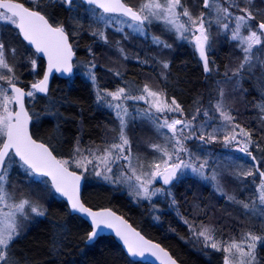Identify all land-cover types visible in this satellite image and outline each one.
<instances>
[{
    "label": "snow or ice",
    "instance_id": "snow-or-ice-1",
    "mask_svg": "<svg viewBox=\"0 0 264 264\" xmlns=\"http://www.w3.org/2000/svg\"><path fill=\"white\" fill-rule=\"evenodd\" d=\"M31 2L34 8L26 7L19 0H0V22L4 26H14L18 34L34 47V54L42 53L47 56V70L43 78L32 83L31 90L25 91L23 87L18 86L19 77L16 76L14 67L9 64L5 43L0 39V264H19L11 253L12 245L21 232L19 218H28L26 207L35 216L45 215V210L28 197L15 201L13 192L9 191V188L14 187L9 180L14 164L23 168L25 175L49 177L51 187L63 197H67L71 210L82 213L90 219L92 231L87 234L86 242H94L104 228L115 229V234L123 240L131 255L143 256L145 251H148L161 258L163 264H177V262L160 245L145 240L139 232L132 229L122 217L111 210L94 212L85 206L80 199V182L83 172L70 170L72 165L85 172L91 165L94 175L103 176V179L112 183H127L135 197L146 200H151L153 196L163 193L171 195L170 190L163 186L153 187L157 180L162 182V185H172L178 179V174L183 175L190 171L200 179L211 182L218 193L226 196L229 201L241 204L243 209H255L257 203L264 208V172L259 171L256 157L250 150L253 145L257 149L260 145L253 139L252 132L235 123V117L231 114L232 109L226 104L222 88L217 89L215 103L212 100L209 101V108H202L200 102L196 101L197 107L191 113V119H188L183 106L175 97L170 98L169 102L165 93L153 91L147 84L136 89L130 87H118L115 91L101 89L97 83L95 73L97 65L93 59L82 62L83 68L88 79L93 83L97 103L114 111L118 120L119 131L115 137L118 142L111 143L102 151L99 148L87 149L89 156L92 157L89 159L88 156L83 155V150L77 141L73 150L74 154L70 159H58L47 144L38 143L33 139L29 131L33 115L25 106V98H35L38 93L47 94L49 77L53 71L72 74L77 65L73 64L76 53L65 26L62 23L50 22L40 10H34L41 6L40 0H31ZM59 2L66 5L70 11L77 8L75 0H59ZM225 2H228V7H225L221 0H203V7L208 9V13L202 11L198 16H193L185 0H142L138 8L130 6L124 0H84L88 6H94L86 10L90 11L98 21H103L105 28L117 16L127 17L131 22L129 27L134 28L135 32L146 35V25L153 21L162 22L178 40L192 44L202 61L204 72L209 75L214 71V68L209 66L208 55L211 49L209 28L213 21L222 32L230 31V38L237 41L238 47L242 50L243 60L236 73L245 69L246 66L255 67L253 61L257 58L254 55V49L264 47V20L253 28L250 21L255 20L256 16L250 7L240 8L236 0H225ZM230 25L234 26L230 27ZM243 29H247V35L243 34ZM118 31L123 32V29ZM71 35L75 36L77 33L72 32ZM92 35L99 37L105 43L109 42L104 30H95ZM150 38L155 45L171 48L170 44L158 36ZM119 44L120 42L116 41L118 53L122 58L127 59V53L119 47ZM8 51L13 57L15 56L14 48ZM88 51L91 53L90 48ZM29 59L34 71L36 60ZM136 59L139 57L137 56ZM141 62L148 63V61ZM159 63L163 69H168V61H159ZM260 66L264 67V60L260 61ZM111 71L117 77L122 75L115 69ZM225 75L227 76V73ZM134 91L139 94H133ZM127 101H144L148 107L133 109L136 113L133 115ZM14 105L15 110H13ZM257 107L261 113H264V104ZM210 112L213 115L210 116ZM170 115L171 119H169ZM201 115L205 117V120L197 123V117ZM177 116L180 118H176ZM137 119L147 120L164 141L163 144L149 145L158 153L159 162L154 160L145 164L132 152V142L125 130L130 122ZM261 119L264 120V115ZM216 120L220 122L218 125L208 122ZM221 139L225 146L235 145L237 151L254 162L260 182L256 186L257 196L250 203L237 201L234 196L227 195L224 191L220 178L227 170L226 167L214 166L218 162L214 161L211 154L201 156L187 146L190 141H197L198 148L203 151L205 145ZM101 166H103V172L96 171ZM113 167L120 170L115 178H113ZM241 167L236 165L237 169ZM232 174L243 178L253 176V171L251 169L237 170ZM171 203L176 204L174 197ZM258 214L264 218V211ZM184 223L198 239L202 238L205 247L225 253L224 264H258L256 248L258 244L264 243V234L257 235L249 231L242 234L240 243H237L235 239L221 242L215 237L214 227L204 224L194 225L186 219Z\"/></svg>",
    "mask_w": 264,
    "mask_h": 264
},
{
    "label": "trees",
    "instance_id": "trees-1",
    "mask_svg": "<svg viewBox=\"0 0 264 264\" xmlns=\"http://www.w3.org/2000/svg\"><path fill=\"white\" fill-rule=\"evenodd\" d=\"M19 1L34 8L31 0ZM125 1L136 7L142 0ZM222 1L225 7L229 6L228 2ZM243 1L246 4L242 3ZM236 2H239L242 7H250V10L253 11L256 16V19L251 21L253 28L261 20H264L263 0H236ZM75 3L78 8L70 11L59 0H40L41 6L36 9L46 14L52 23L66 25L70 35L75 30L77 33L81 31L79 37L71 35L77 52L76 61L86 58L85 48L93 39L90 32L87 31L89 23L85 14L88 13L83 9L94 6H88L81 1H75ZM185 3L194 15L198 14L199 11L206 10L203 7V0H185ZM237 14L240 13L237 12ZM70 22L73 23L71 26ZM211 26L218 25L213 23ZM229 32L220 31L218 37L214 33L211 35L210 44L213 48L209 50L208 55L211 61L209 66L213 67L214 71L210 75L204 72L202 61L193 59V52L189 51V45L179 49L183 45L182 42V44L177 43V49L168 60V74L160 76L157 81L161 91L168 94V97H175L183 106L184 113L190 118L191 113L197 107L195 102L199 101L200 106H202L214 99L219 88L218 81L227 78L225 73L228 66L237 64L239 68L243 60L242 50L238 47V42L230 38L231 33L229 34ZM2 34L5 46H9L8 42L13 38L23 46L21 57L17 62L11 64L14 67H19V69L16 67L19 73H24L19 77V84L29 89L31 79L33 80L34 76L38 78L42 76L45 61L39 58L40 62L36 72L30 69L29 72H24L22 64L25 61L26 49H29L33 54L35 51L22 39L15 27L4 28ZM258 51L261 53L260 60H264V47H260ZM151 55H153L152 52ZM187 55L188 58H185ZM151 62L155 63L152 59ZM259 70L256 68L252 74V72L243 69L241 72H243L244 77L239 78L245 89L246 107L248 109L249 102L253 103L258 110L257 112L260 113L257 114L258 118L261 114L264 115L257 107L264 104V85L256 80V76H260ZM27 105L34 118L32 124L34 137L48 143L60 159H69L70 151L76 140L99 143L104 128L108 126L106 122L109 112L104 111L98 105L94 89L79 73H75L68 79L55 75L49 93L45 96L36 95L31 101L28 98ZM39 113L44 114L41 120H37ZM259 149L262 157H264V151H262L264 150V140ZM259 149L256 154H258ZM70 168L83 172L81 169H76L74 165ZM85 176L83 200L87 205L94 208H113L129 219L135 227L148 237L163 244L183 264H223L225 254L221 251L203 252L194 240L187 238L189 227L183 222L182 217L198 225L203 224L204 216L211 214L213 223L209 225L216 229L215 237H228L230 241L232 239L242 240V233L244 232L251 231L257 235L264 232L263 229L258 230L261 226L260 217H257L258 214L255 210L249 212L250 223L245 226L240 217H232L231 209L233 210V207L227 211V208L219 205H224L222 199L218 200V203L212 202V198L205 194L197 195L194 199H192L193 196L187 195L186 212H183L185 207H181L183 210L181 215L178 212L168 211L166 214L170 217L167 216L166 222L162 225L156 224L149 217L146 206L135 204L125 191L122 192V190L105 183L90 182L88 176ZM257 176L259 177L258 174ZM29 177L30 175H25L23 168L14 164L10 172V179L14 187L10 190L17 189L20 194L23 184ZM40 178L42 181H33L39 187L37 194H43L45 188H49L54 197L46 204L45 215L40 216L25 234L14 241L11 254L14 255L19 264H150L132 260L122 246L109 235H102L94 243L87 244L86 238L91 231V226L81 216L71 213L68 204L55 193L47 177L40 176ZM182 187L183 184L176 186L175 195L178 202H182ZM220 212L224 213L223 217H220ZM256 253L264 263V244L257 247Z\"/></svg>",
    "mask_w": 264,
    "mask_h": 264
},
{
    "label": "rangeland",
    "instance_id": "rangeland-1",
    "mask_svg": "<svg viewBox=\"0 0 264 264\" xmlns=\"http://www.w3.org/2000/svg\"><path fill=\"white\" fill-rule=\"evenodd\" d=\"M221 2L223 1L221 0ZM140 3H138L136 8H138ZM236 3H238L239 5V2H236ZM242 3L246 4L245 1H243ZM239 7L243 8L240 5ZM77 8H78V5H77ZM86 9H83V11H86L88 13V14H85L86 19L88 20V23H89L88 24L89 29H87V31L90 32V35L92 36L93 39L91 43L85 48L84 54L86 58L81 59V60H76L74 65H77L75 66V73H79L81 76H83L86 79L87 83H89L93 89H94L93 83L91 80L88 79L87 75L85 74L82 62H87V61H91L94 59L97 65L95 69L97 83L101 89H108L109 91H115L118 87H126V88L130 87V88L136 89L138 87H142L143 85L147 84L149 88L152 89L153 91L164 93L163 91H161L159 85L157 84L159 77L156 76L157 74H156L155 69L158 67L160 68L162 67L159 61H168L171 58L172 53L175 52V49H177L176 48L177 43L182 44L183 42L182 47H180L179 49L183 47H187V45H189V48H190L189 51L193 52V56H192L193 59H197L201 61L198 53L194 50L192 44L186 41H183V40H178L176 38V35L173 32L168 31L166 26L160 21H153L151 24L146 25V35H142L141 33L135 32L134 28L128 26L129 23L131 22L128 20L127 17L117 16L112 21V23L109 24V26L105 28L103 21H98L95 17L92 16L91 12L87 11ZM97 12L99 13V10H97ZM200 12L202 11H199V13L196 15H194L192 12L191 13L193 14V16H198ZM203 12L207 14L208 9L204 10ZM213 23L216 24L214 21ZM71 24L73 23L70 22V26ZM250 24H251V21H250ZM232 26L234 25H230V27ZM4 28H14V26H4L3 23L0 22V39L2 40H3L2 30ZM217 28L220 30L218 26H215V27L211 26L209 28L210 40H211L212 33H214L216 37H218V35L220 34L221 30L219 31ZM118 29H123V32L118 31ZM95 30H104L105 34L108 37L109 42L105 43L103 40L99 39V37L93 36L92 32ZM74 32L77 33L76 30ZM80 32L77 33L76 35L77 37L80 36L79 35ZM242 32L244 35H247V29H243ZM151 36L160 37L161 39L166 41L168 44H170L171 48H163L161 46L153 44L150 38ZM116 41L120 42L119 47H122L127 53V57H128L127 59L122 58L120 54L118 53ZM8 44L9 46L8 45L5 46L6 57H7L9 64L12 65L11 63L17 62L19 57H21L22 52H23L22 51L23 46L20 43L16 42L14 38L10 40ZM8 47L9 49L14 48L16 50V54L14 57L9 51H7ZM89 48L91 49V53L88 51ZM211 48H213L212 45H211ZM259 49L260 47L257 49H254V55L257 59H255L253 63L256 66L251 67V68L246 66L244 70H247L248 72H252L253 74L254 70L256 68H259L260 76H256V80H259V82H262L261 84L264 85V67L260 66L261 53L258 51ZM151 52L153 55H155L153 58H152L153 55H151ZM137 56L139 57V59H136ZM131 57H135V58H131ZM29 58L36 60V67L34 70V72H36L39 62H40L39 60L40 57L38 55L33 54L31 51H29V49H26L25 61L22 64L24 66L23 70H25L24 72L26 71L29 72V69L33 71ZM131 59H133L136 63L138 62L137 63L138 64L137 74L135 76V79H130V78L125 77L126 71L131 70V72H134L135 65L133 63V60ZM151 59L155 62L154 64L153 62H151ZM141 61H148V63H142ZM16 67L19 69L18 66ZM16 67H14L15 74L16 76L21 77L24 73L23 74L19 73ZM151 68H153V71H151ZM112 69L120 71L122 75L119 77L115 76L113 71H111ZM237 69H238L237 64L229 65L228 69H226L227 78L219 80L217 84L219 88H222L224 90V99L226 101V104L232 109L231 114L235 117V123H238L241 127L252 132L253 139L256 140L261 147L262 141L264 140V120L261 119L262 114L258 118L257 114L259 112H257L258 110L253 103H251L252 104L250 106L251 111H250V114H248L249 109H247L246 107L245 89L239 81V78L244 77V74L243 72H241L242 70L236 73ZM233 73H236V74L233 75ZM34 78L33 80L31 79L29 83V87L31 83L36 82L40 77L38 78L37 76H34ZM29 90H31V88H29ZM94 92H95V89H94ZM133 94H139V93L134 91ZM9 95H11V93H9ZM166 97L169 99V102H170V98L172 97H168V94H166ZM95 98H96V93H95ZM29 99L30 101L34 100V98H29ZM184 99H186V97H184ZM212 102L215 103V98L212 99ZM98 105L101 106V108L104 111L109 112L107 113L108 120L106 122L108 126L104 128L103 133H102L103 134L102 139L100 140L99 143H91V142L88 143L82 140L79 141V146L83 150V155L88 156L89 159H91L92 157L89 156L87 149L91 148L95 150L99 148L102 151L106 146L110 145L111 143L118 142L115 139L119 131L118 120L115 117L114 111L110 108L105 107L103 104H98ZM127 105L130 111H133V109H145L148 107V105L144 101H127ZM202 108H209V103L202 105ZM13 109H14V106H13ZM135 114H136L135 111H133V115ZM209 115L211 116L213 115V113L210 112ZM216 115L218 116V114ZM43 116L44 114L42 113L37 114V120H41ZM185 116L188 119H191L186 114ZM249 117L252 121L256 122V123L253 122L252 124L255 123V127L261 130L259 134L254 133L252 131L251 129L252 124L250 123L251 121L249 120ZM171 118L172 117L170 115L169 119ZM176 118H180V117L177 116ZM204 120H205V117L201 115L197 117L196 122L200 123ZM208 122L216 124V125L220 123L218 120L208 121ZM125 131H126L128 138L132 142V152L138 155L143 163L147 164L154 160L156 162H159L158 153H156L153 149H151L149 145L152 143L163 144L164 141L159 137V135L157 134L153 126L147 120L137 119L134 122H130ZM77 141L78 140H76L72 146L69 159L74 154L73 150L77 145ZM198 143L199 142L197 141H190L187 144V146L191 148L194 152H196L198 155L203 156L205 154H211V156L214 158V161L218 162V163H215L214 166L218 168L226 167L227 170L222 174L220 179H221V184L223 185L224 191L227 193V195L234 196L237 201H244L246 203H250L252 199L256 198L257 196L256 186L259 184L260 178L256 174L254 162L251 161V159L248 156L237 151L235 148V145L225 146L224 143L222 142V139L217 142L205 145L203 151H201L198 148ZM250 150L252 152V155L257 157L261 166L264 169V157H262V153L260 149L258 151V154H256L258 149L255 147V145H253ZM77 158H80V157L77 156ZM236 165H240L242 167L240 169H237ZM249 169L253 171V176L239 178L232 174L233 172L237 170L247 171ZM146 170L147 169L145 168V171ZM96 171L103 172V166L97 168ZM119 171L120 170H118L116 167H113V174H114L113 178L119 175ZM83 173L88 176L90 182L105 183L116 189L118 188L122 190V192L125 191L128 194V196H130V198L135 204H142L146 206L149 217L156 224L162 225L166 222L167 216H169L166 214V212L168 211L173 212V213L178 212L179 215H181V211H180L181 207L183 208L185 207V210H186L187 195L190 197L193 196L192 199H194L195 196L197 195H202V194L209 195L212 198V202L216 201V203H218L222 199L224 205L222 204H219V205L223 206V208H227L226 209L227 211H229V209L233 207V210L231 209L232 211L231 214L233 215L232 217H236V218L240 217L242 220V223L245 226H247L246 224L250 223V213L249 212H253L255 210L258 214L259 212L264 211V208H262L258 203L255 209H249V210L243 209L241 204L235 203L233 201H229L226 196H222L220 193H218L213 187L211 182L200 179L198 176L192 174L190 171L185 172L183 175L178 174V179L175 180L172 185H162V182L157 180V182L154 183L153 187L163 186L166 189L170 190L171 195L167 193H163L157 196H153L151 200H146L143 198L135 197L132 194L131 187H129L127 183H112L108 180L103 179V176L94 175L91 165L88 166V171L86 172L83 171ZM9 180H10L11 185H13L10 179V176H9ZM34 180H41V178L40 176H30L29 179L25 181V183L23 184L22 186L23 188L21 189L22 192L20 194L18 193L17 189L12 191L9 188V191L13 192L15 201L18 202L22 197H28L29 199L39 204L44 210L46 204L51 199H53L54 194L52 191L49 190V188H45L46 190L43 191V194L42 193L40 195L37 194L39 187L37 186L36 183L33 182ZM44 184L47 185L45 182ZM178 184H183V187H182L183 196L181 197L182 202H178L177 197L175 195L176 186ZM173 197L176 200L175 205L171 203ZM223 208H222V211H224ZM25 211L28 212V218L27 219L19 218V223L21 225L20 236L25 234L26 231L40 217V216H35L34 214H32L27 207ZM220 215H221L220 217H223L224 213L220 212ZM257 217H260L259 214L257 215ZM184 220L185 219L183 218V222ZM203 221H204L203 222L204 225L212 224L213 216L211 214L206 215V217L205 216L203 217ZM263 223H264V218L260 217L261 226H259L260 228H258V230L260 231L261 229L264 230ZM188 230L189 231H188L187 238L190 240H194L196 242L195 244L199 245V248H201L203 252L216 251V250L211 249L210 247H205L202 238L198 239L193 234V231L190 228H188ZM198 230L199 229H197V231ZM262 234H264V232ZM216 239L221 242L230 241L228 237L216 238ZM236 242L240 243L241 240H236ZM262 244L264 243L258 244L257 247ZM256 257H257L258 264H264L263 261H261L260 258H258L257 253H256Z\"/></svg>",
    "mask_w": 264,
    "mask_h": 264
},
{
    "label": "water",
    "instance_id": "water-1",
    "mask_svg": "<svg viewBox=\"0 0 264 264\" xmlns=\"http://www.w3.org/2000/svg\"><path fill=\"white\" fill-rule=\"evenodd\" d=\"M83 3H84V0H81ZM125 2V1H124ZM126 3V2H125ZM26 6V5H25ZM131 6V5H130ZM26 7H28V6H26ZM30 8V7H29ZM35 10V9H34ZM42 14H44V13H42ZM45 15V14H44ZM49 21H50V19H49ZM51 22V21H50ZM66 28V27H65ZM70 36V35H69ZM21 37H22V35H21ZM23 38V37H22ZM27 42V41H26ZM28 43V42H27ZM70 43H72L71 42V38H70ZM32 48H34L33 46H31ZM73 50L75 51V49L73 48ZM75 53H76V51H75ZM39 56H41L44 60H45V69H44V73L46 72V70H47V56L45 55V54H39ZM75 57H76V55L73 57V64H74V59H75ZM44 73H43V75H44ZM75 73V67H74V69H73V73L72 74H66V73H62V72H57V71H53V73L51 74V76L49 77V82H48V92H49V90H50V86H51V83H52V79H53V77L55 76V75H57V76H59L60 78H63V79H67V78H69V77H71L73 74ZM42 78H43V76H42ZM41 78V79H42ZM40 80V79H39ZM18 86H20L19 84H18ZM20 87H22V86H20ZM24 88V87H23ZM25 89V91H27L26 90V88H24ZM38 94H40V95H45L44 93H38ZM25 106L27 107V104H26V98H25ZM16 107V106H15ZM28 108V107H27ZM15 110V109H14ZM29 110V109H28ZM30 112V111H29ZM31 114V113H30ZM33 121V120H32ZM29 131H30V133H31V135H32V137H33V139H35V140H37V142L38 143H44V144H47V143H45L44 141H42V140H38L37 138H35L34 137V135H33V132H32V122H30V124H29ZM48 145V144H47ZM49 146V148L52 150V148L50 147V145H48ZM53 151V150H52ZM53 155H55V156H57L56 155V153L53 151ZM57 158H58V156H57ZM59 159V158H58ZM256 162H258V160L256 159ZM258 167H259V171H261V172H264V170L263 169H261L260 168V164H259V162H258ZM70 170H72L71 168H70ZM78 172V171H77ZM78 173H80V172H78ZM49 180H50V178L49 177H47ZM84 186H85V177H84V175H82V179H81V182H80V199H81V201L85 204V206L86 207H89V208H91L92 209V211H103V210H111L112 212H114L117 216H119V217H122L123 218V220L124 221H126L127 222V224L129 225V226H131V228L132 229H135V231L136 232H139L140 233V235L141 236H143L144 237V239L145 240H147V241H151L153 244H158V245H160V247L164 250V251H166L168 254H169V256L172 258V259H174L176 262H177V264H183L176 256H174V254L168 249V248H166L163 244H161L160 242H158V241H156V240H154V239H152V238H150V237H148L146 234H144L141 230H139L138 228H136L131 222H130V220H128L124 215H122L121 213H119V212H117L116 210H114L113 208H111V207H100V208H94V207H91V206H89V205H87L85 202H84V200H83V192H84ZM55 191V190H54ZM56 192V191H55ZM57 193V192H56ZM57 195L58 196H60L67 204H68V206H69V208H70V203H69V201L67 200V197H63L62 195H60L59 193H57ZM70 211H71V213H73V214H77V215H79V216H81L83 219H85L87 222H88V224L91 226V231H92V225H91V223H90V219L89 218H86L85 216H84V214H82V213H77V212H74V211H72L71 210V208H70ZM90 231V232H91ZM102 235H109V236H112L115 240H116V242L118 243V244H120L121 246H122V248H123V250L125 251V253L132 259V260H134V261H141V262H147V263H150V264H163V261H162V259L161 258H159L158 256H155V255H153L151 252H148V251H145V253H144V255L143 256H140V255H131L129 252H128V249H127V246L123 243V240L120 238V237H118L116 234H115V229H109V228H104V230H103V232L98 236V238L100 237V236H102ZM98 238H96L95 239V241L98 239ZM94 241V242H95ZM94 242H92V243H94ZM87 244H92V243H89V242H86ZM223 264H224V260H223Z\"/></svg>",
    "mask_w": 264,
    "mask_h": 264
},
{
    "label": "bare ground",
    "instance_id": "bare-ground-1",
    "mask_svg": "<svg viewBox=\"0 0 264 264\" xmlns=\"http://www.w3.org/2000/svg\"><path fill=\"white\" fill-rule=\"evenodd\" d=\"M185 58H188V55L187 56H185ZM155 71H156V74H157V76L160 78V76H166L167 74H168V70H165V69H163L162 67L160 68V67H158V68H156L155 69ZM163 72V75H160L161 73ZM159 73V74H158ZM252 104H251V102H249V107H248V109H249V113H250V111H251V109H250V106H251ZM250 121H251V119H249ZM253 122L251 121V124H252ZM252 131L254 132V133H258L259 134V132L261 131V130H259L258 128H256L255 127V125H253L252 126ZM101 139H102V137H101ZM180 211H183V210H181L180 209ZM187 211V209L186 210H184V212H186ZM170 216H168V218H169Z\"/></svg>",
    "mask_w": 264,
    "mask_h": 264
},
{
    "label": "flooded vegetation",
    "instance_id": "flooded-vegetation-1",
    "mask_svg": "<svg viewBox=\"0 0 264 264\" xmlns=\"http://www.w3.org/2000/svg\"><path fill=\"white\" fill-rule=\"evenodd\" d=\"M131 58H135V57H131ZM131 60H133V59H131ZM133 63H134V65H135V69H134V72H131V70L130 71H126V73H125V77L126 78H130V79H135V76H136V74H137V66H136V64L138 63H136L134 60H133ZM136 70V71H135ZM40 96H43V95H40Z\"/></svg>",
    "mask_w": 264,
    "mask_h": 264
}]
</instances>
